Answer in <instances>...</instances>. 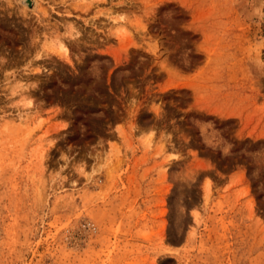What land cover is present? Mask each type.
Wrapping results in <instances>:
<instances>
[{
    "label": "rangeland",
    "instance_id": "1",
    "mask_svg": "<svg viewBox=\"0 0 264 264\" xmlns=\"http://www.w3.org/2000/svg\"><path fill=\"white\" fill-rule=\"evenodd\" d=\"M0 264H264V0H0Z\"/></svg>",
    "mask_w": 264,
    "mask_h": 264
},
{
    "label": "bare ground",
    "instance_id": "2",
    "mask_svg": "<svg viewBox=\"0 0 264 264\" xmlns=\"http://www.w3.org/2000/svg\"><path fill=\"white\" fill-rule=\"evenodd\" d=\"M28 4V3H27ZM115 21V20H114ZM120 22V21H119ZM118 21H115V22H113V26L114 27H118L119 28V26H120V23H119ZM65 50H66V47H65V45L62 43V42H60V44H59V46H58V51L59 52H61V53H65Z\"/></svg>",
    "mask_w": 264,
    "mask_h": 264
}]
</instances>
